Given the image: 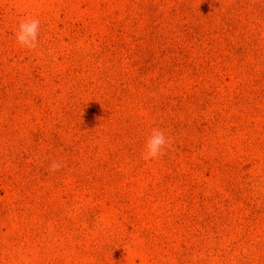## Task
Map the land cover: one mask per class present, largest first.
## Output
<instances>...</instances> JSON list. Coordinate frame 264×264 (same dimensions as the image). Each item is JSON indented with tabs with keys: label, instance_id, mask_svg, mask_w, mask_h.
Listing matches in <instances>:
<instances>
[{
	"label": "rangeland",
	"instance_id": "rangeland-1",
	"mask_svg": "<svg viewBox=\"0 0 264 264\" xmlns=\"http://www.w3.org/2000/svg\"><path fill=\"white\" fill-rule=\"evenodd\" d=\"M0 264H264V0H0Z\"/></svg>",
	"mask_w": 264,
	"mask_h": 264
},
{
	"label": "clouds",
	"instance_id": "clouds-1",
	"mask_svg": "<svg viewBox=\"0 0 264 264\" xmlns=\"http://www.w3.org/2000/svg\"><path fill=\"white\" fill-rule=\"evenodd\" d=\"M40 20L36 17H24L19 23L14 33L16 43L29 51H35L39 48ZM172 147V139L166 136L165 131L159 128H153L151 134L147 137L143 151L142 159L152 161L164 156L168 149ZM63 167L62 162L53 161L48 168V172L54 173L60 171Z\"/></svg>",
	"mask_w": 264,
	"mask_h": 264
}]
</instances>
